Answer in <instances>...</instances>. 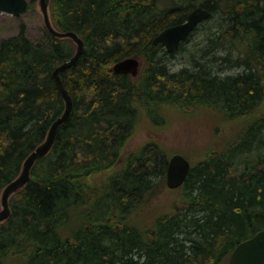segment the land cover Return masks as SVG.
Listing matches in <instances>:
<instances>
[{
  "label": "trees",
  "instance_id": "1",
  "mask_svg": "<svg viewBox=\"0 0 264 264\" xmlns=\"http://www.w3.org/2000/svg\"><path fill=\"white\" fill-rule=\"evenodd\" d=\"M196 6L211 12L217 30L201 56L227 46L212 58L243 71L219 75L199 60L194 69H168L165 56L177 48L161 54L153 39ZM49 11L54 28L83 40L80 57L60 74L73 107L9 198L0 264H219L263 229L264 0H49ZM74 48L47 29L31 39L24 26L0 40V195L62 114L52 72ZM130 56L143 62L136 77L111 69ZM168 104L210 106L242 125L190 166L179 186L183 206L141 230L128 218L156 190L173 153L156 141L124 150L140 110L156 123Z\"/></svg>",
  "mask_w": 264,
  "mask_h": 264
},
{
  "label": "rangeland",
  "instance_id": "2",
  "mask_svg": "<svg viewBox=\"0 0 264 264\" xmlns=\"http://www.w3.org/2000/svg\"><path fill=\"white\" fill-rule=\"evenodd\" d=\"M22 26L29 38L42 37L46 28L38 0L32 8H28L19 15L0 11V40L17 34ZM216 31L214 19H206L199 23L172 56H165L168 69L170 71H177L183 67L194 69L193 60H199L200 63L206 62L210 71L219 75L243 71L242 67L225 65L219 59L212 58L213 55L223 56L229 50L227 46L216 48L215 54L211 51L205 57L201 56L202 50L209 48L208 38H214ZM72 43L76 47L73 40ZM163 52H167L164 46L160 50L161 54ZM234 54L237 52L234 51ZM139 60L138 74L143 64L141 58ZM157 118L158 121L155 123L146 112L140 110L134 132L124 152L138 151L146 142L156 141L168 154L180 153L192 165L202 160L210 148L222 147L224 143L231 140L242 125L241 120L225 121L218 109L204 105L185 108L172 104L164 105ZM156 179L158 180L156 190L128 218L130 224L141 230L151 226L156 217L183 206V187L168 188L165 177ZM228 258L229 256L219 264H228Z\"/></svg>",
  "mask_w": 264,
  "mask_h": 264
},
{
  "label": "water",
  "instance_id": "3",
  "mask_svg": "<svg viewBox=\"0 0 264 264\" xmlns=\"http://www.w3.org/2000/svg\"><path fill=\"white\" fill-rule=\"evenodd\" d=\"M45 28L58 38H70L75 43V51L72 56L57 66L52 75L56 81L58 90L64 100V110L50 125L45 139L26 157L20 173L10 181L1 191L0 195V223L10 215L9 198L20 190L28 181L30 169L35 161L45 156L51 149L56 139L58 128L66 122L71 114L73 100L66 89L61 71L71 66L80 57L83 50V40L73 31H59L51 23L49 15V0H38ZM28 9V0H0V11L12 15H19ZM211 12L196 6L188 12L183 22L167 26L153 39V43H160L167 52L178 48L199 23L208 19ZM140 60L136 56L123 58L112 66L114 72H124L136 76L139 72ZM190 162L180 153H173L168 160L165 179L168 188H176L182 185L190 170ZM228 264H264V228L253 236L241 241L230 253Z\"/></svg>",
  "mask_w": 264,
  "mask_h": 264
}]
</instances>
